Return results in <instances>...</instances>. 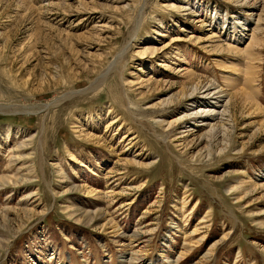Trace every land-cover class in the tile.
Segmentation results:
<instances>
[{"label": "rangeland", "instance_id": "1", "mask_svg": "<svg viewBox=\"0 0 264 264\" xmlns=\"http://www.w3.org/2000/svg\"><path fill=\"white\" fill-rule=\"evenodd\" d=\"M2 177L0 264H264V0H0Z\"/></svg>", "mask_w": 264, "mask_h": 264}, {"label": "bare ground", "instance_id": "2", "mask_svg": "<svg viewBox=\"0 0 264 264\" xmlns=\"http://www.w3.org/2000/svg\"><path fill=\"white\" fill-rule=\"evenodd\" d=\"M242 26L243 25L241 23L240 29H242ZM242 37H244V34ZM241 90L244 91L246 89L242 88ZM243 91L237 92V93H235V95L238 97L241 96L243 98ZM246 91L248 92V90H246ZM247 92L244 91V93L246 95H248ZM235 95H232L229 92V88H225V87L223 88V87L219 86L218 84H216V82H213V81H208L204 85L196 84L195 86H192V88L189 92H186V93H184V95H181L182 96L181 98H183V99L191 98L192 100H191L190 105L194 106V107H191L189 109L190 112H188V114H184L183 116H180L179 119L184 121L186 118H188L190 115H193V114L198 116L199 119H202L203 121H207V122L217 120V118H218L217 123H213L214 122L213 121V122H211L213 124H210L213 126L212 127L213 135L215 138H217L220 134V127L225 126V125L231 126L230 116H231L232 107H233L232 102L235 101L234 99H236ZM246 99H248V98H246ZM179 119H177V120H179ZM116 122H117V119L116 120L113 119L110 122V126ZM194 122L195 121H192V123H194ZM164 124H169V123L164 122ZM179 132L184 133L186 131L182 129ZM97 141H99V140H97ZM16 159H20V156H18ZM133 160H135V159H133ZM11 178H12L11 180H14L15 183L19 182L21 180L23 181V178H20L17 176H13ZM11 180L8 177H2L0 179V185L3 184V182L4 183H11Z\"/></svg>", "mask_w": 264, "mask_h": 264}]
</instances>
